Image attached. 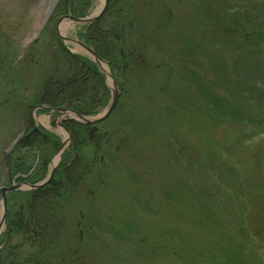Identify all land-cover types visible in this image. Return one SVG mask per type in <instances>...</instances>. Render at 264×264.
Instances as JSON below:
<instances>
[{"label":"rangeland","instance_id":"374dc122","mask_svg":"<svg viewBox=\"0 0 264 264\" xmlns=\"http://www.w3.org/2000/svg\"><path fill=\"white\" fill-rule=\"evenodd\" d=\"M50 2L0 0V33L10 40L6 64L29 65L22 82L31 73L41 82L39 67L44 73L51 66L50 36L43 34L51 17L38 35ZM111 2L126 22L123 38L139 53L126 72L105 66L124 83L119 103L98 125L99 147L88 143L78 153L91 163L74 189L63 188L60 237L46 247L28 233L8 241L3 228L1 264H240L220 238L242 242L244 230L247 243L264 244V234L255 235L262 226L257 200L264 198V0ZM103 3L95 0L87 17ZM83 28L67 21L60 32L83 42ZM6 80V92L18 84ZM105 84L111 97V78ZM224 104L240 110L237 120L225 115ZM13 109L0 114V168H8L14 151L7 152L24 126V136L38 127L47 137L36 151L49 159L47 177L65 142L58 166L68 168L73 153L64 123L71 115L37 109L27 124ZM20 210L27 217L23 202L8 201L7 223Z\"/></svg>","mask_w":264,"mask_h":264},{"label":"trees","instance_id":"16d2710c","mask_svg":"<svg viewBox=\"0 0 264 264\" xmlns=\"http://www.w3.org/2000/svg\"><path fill=\"white\" fill-rule=\"evenodd\" d=\"M94 1L60 0L57 4L51 19L43 30L44 35L50 36L49 64L51 66L44 72L45 74L41 73L43 66L39 67L41 71L38 70L40 72L38 73L44 76L41 82L32 80V73L30 78H25L22 82L24 68L28 69L29 65L16 64V66H12V64H6L5 59L8 57V53L5 52V48H8L10 40L6 35L8 43L4 37L5 35L0 33V46L3 47V52L0 55L5 60V62H2L0 56V114L2 109L10 110L11 106H14L13 112L16 110L19 113V120L24 119L29 124L33 122L32 113L34 109L39 106L53 109L66 108L84 116H95L108 105L110 91L105 84V75L92 60L73 53L71 49L67 48L56 31L58 18L67 15L75 18H86ZM114 6L115 4L111 2L108 11L101 20L90 27L85 25L78 37L92 48L99 57L108 62L112 69L120 71L123 68L126 72L135 60V55L139 53L136 46H134L135 44H132V39L127 38L126 40V37L123 38L126 22L123 20L120 10L114 11ZM2 41L3 44H1ZM124 45L128 46V50H124ZM35 56L36 52H33L31 57L35 58ZM125 59H127L126 63L124 62ZM121 75L123 76V73ZM10 76H13L18 84L15 83L16 85L13 86L12 91L6 92L3 87L6 85V79ZM32 89H35L33 93ZM205 98L206 101L213 100L210 95H206ZM50 110L40 109L37 111L50 113ZM224 110L226 116L236 120L239 118L240 110L233 108L230 104H224ZM262 121L264 122V120ZM64 124L71 134L70 150L73 153V158L69 163L70 166L63 168V165L60 164L53 180L43 188L26 192H14L8 195L9 202L11 199L18 198L26 205L28 211L27 217L24 213H21L22 208L18 212H11L8 232L5 234L8 241L13 239L14 233L19 235L30 234L37 242H43L47 247L62 233L63 220H59V216L62 214L63 209V188L68 186L74 189L88 172L87 169L91 162L81 154L78 155L81 149L88 143L96 144L95 147H99V141H101L97 132L94 133L91 140L90 132L93 126L82 125L73 120H68ZM43 133L41 129L38 131L33 129L32 132H29L20 140L13 154L8 156V168H0V186L11 182L35 185L47 177L49 159L47 157L40 158L36 152L39 151L38 145L47 143L46 140H43ZM47 135L58 147L59 140L53 134ZM44 136L47 139L46 135ZM175 148L173 144H170L171 152L178 156L174 150ZM70 178L73 180L70 181ZM262 181H264V178ZM261 199L264 198L261 197ZM261 199L257 200V203H259V220L262 226L255 232L257 236L264 234V203ZM243 231L240 232L242 242L231 235H223L220 238V244L240 264H264V244L247 243V237ZM14 264L34 263L26 261Z\"/></svg>","mask_w":264,"mask_h":264},{"label":"water","instance_id":"95a60500","mask_svg":"<svg viewBox=\"0 0 264 264\" xmlns=\"http://www.w3.org/2000/svg\"><path fill=\"white\" fill-rule=\"evenodd\" d=\"M59 1L60 0H51L49 8H48L46 16H45V19H44V22L38 31V35L41 33V31L45 27L46 23L50 19L51 15L54 12ZM109 4H110V0H104L102 8L95 15H93L91 17H87V18H75L72 16H64L57 22V25H56L57 34L63 43L76 45L79 48H81L98 65V67L100 68L102 73L105 75V77L111 78L112 83H113L111 100H110L109 105H108L107 109L105 110V112L102 115H99L97 117H87V116H83V115H81V114H79L73 110H70V109H64V108L53 109V108H49V107L40 106V108L52 109L55 112L61 113L62 116L71 115L72 118H69V120H74L80 124L93 125L94 128L91 132V136L93 135L94 132L97 131V129H98L97 125L104 122L105 120H107L113 114L114 110L116 109V107L119 103L123 86H119L118 83L114 80L112 74L105 68V66H109L108 62H106L104 59L99 57L96 54V52L92 48L87 46L84 42L74 40V39H70V38L63 36L60 32V27L62 26V24L64 22H67V21H70V22L75 23V24L92 25V24L96 23L97 21H99L105 15V13L108 10ZM109 90H111V88H109ZM65 131L67 132L66 129H65ZM25 132H26V127L24 128L23 132L20 135H18L16 140L12 143L7 154L14 151L17 144L23 138ZM68 134H70V133L68 132ZM65 146H66V142L64 144H62V146L60 147V149L57 153V156H59V159H60V155L63 151V148ZM58 163L54 164L53 161L51 162L52 169L49 173V176L43 182H41L39 184L31 185L28 183H13L11 186H8V187L3 186L0 188V204L2 206V215L0 217V235L2 233L3 228L7 229V213H8L7 197H8V194L14 193V192L38 190L40 188L47 186L53 180V177L57 171Z\"/></svg>","mask_w":264,"mask_h":264},{"label":"bare ground","instance_id":"6f19581e","mask_svg":"<svg viewBox=\"0 0 264 264\" xmlns=\"http://www.w3.org/2000/svg\"><path fill=\"white\" fill-rule=\"evenodd\" d=\"M58 160H59V156H57V157L54 159L53 163H54V164H57V163H58Z\"/></svg>","mask_w":264,"mask_h":264},{"label":"flooded vegetation","instance_id":"af4514ba","mask_svg":"<svg viewBox=\"0 0 264 264\" xmlns=\"http://www.w3.org/2000/svg\"><path fill=\"white\" fill-rule=\"evenodd\" d=\"M68 121V120H67ZM66 122V121H65ZM39 130V128L38 127H34V131H38ZM94 135V134H93ZM7 229H8V227H7ZM7 232H8V230H6V234H7Z\"/></svg>","mask_w":264,"mask_h":264}]
</instances>
